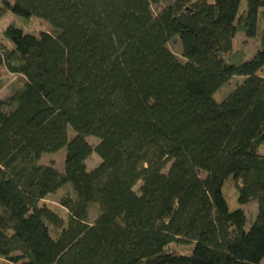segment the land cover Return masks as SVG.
<instances>
[{
    "label": "trees",
    "instance_id": "trees-1",
    "mask_svg": "<svg viewBox=\"0 0 264 264\" xmlns=\"http://www.w3.org/2000/svg\"><path fill=\"white\" fill-rule=\"evenodd\" d=\"M161 1L0 0V264H262L264 0ZM67 184V218L40 206Z\"/></svg>",
    "mask_w": 264,
    "mask_h": 264
},
{
    "label": "rangeland",
    "instance_id": "rangeland-1",
    "mask_svg": "<svg viewBox=\"0 0 264 264\" xmlns=\"http://www.w3.org/2000/svg\"><path fill=\"white\" fill-rule=\"evenodd\" d=\"M173 0H162L158 4H153L152 8L153 11L157 14L160 12V10L172 2ZM17 20L19 19L16 17ZM15 16L10 13L6 18L2 19L0 21V39L4 41L9 47H13V43L4 39L3 37V32L6 26L10 23H13L16 21ZM29 32L35 34V35H40L42 31H52V26L44 21L41 18H34L33 25L28 29ZM243 40H245V37L241 34H238L235 37V45H239ZM169 49L179 58L181 61H185V58L183 57V52H182V45L180 40L177 37L172 38L169 43H168ZM258 47V42L256 40H250L248 44V58H251L254 53L256 52ZM259 76L264 77V66L258 71L257 73ZM0 75L3 78L7 77H14L12 73H10L5 66L0 65ZM245 77L243 76H236L231 78L225 85L221 86L217 92L215 93V98L218 101H222L230 92H232L236 86L241 83ZM10 92H8L6 89L1 91L0 93V99H3L5 96L9 95ZM75 133L72 128L69 130V137L72 139L74 137ZM89 142L93 145L96 146L99 143V139L93 136L88 137ZM65 155H66V148L61 149L57 153H46L42 156L41 161L44 163H51L54 165L59 171L63 172L64 171V164H65ZM101 162V158L99 157L98 154L93 153L88 159H87V167L89 170H92L96 166L99 165ZM171 166V163H169L166 168L164 169V172H168L169 168ZM201 176L203 178L206 177V173L204 171L201 172ZM140 185L136 187V190H138ZM66 197H75L74 190L71 185L67 184L64 187H62L57 193L55 194H50L46 196L41 202L40 206L45 205L48 208H50L53 211H56L59 213L61 216L64 218H67V210L62 206V200L63 198ZM246 213H247V225L246 228L249 229L256 217L257 214V209L258 205L256 202H252L248 205L245 206ZM100 213V207L99 204H93L90 208V215H89V221H93ZM53 234L56 235L57 232L54 230ZM191 243L187 242H175L169 246V250L175 251L178 253H184L188 254L191 252ZM262 264H264V259L262 261Z\"/></svg>",
    "mask_w": 264,
    "mask_h": 264
},
{
    "label": "crops",
    "instance_id": "crops-1",
    "mask_svg": "<svg viewBox=\"0 0 264 264\" xmlns=\"http://www.w3.org/2000/svg\"><path fill=\"white\" fill-rule=\"evenodd\" d=\"M42 159V158H41ZM42 162V161H41ZM43 163V162H42ZM44 164H51V163H44Z\"/></svg>",
    "mask_w": 264,
    "mask_h": 264
}]
</instances>
